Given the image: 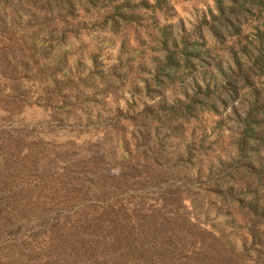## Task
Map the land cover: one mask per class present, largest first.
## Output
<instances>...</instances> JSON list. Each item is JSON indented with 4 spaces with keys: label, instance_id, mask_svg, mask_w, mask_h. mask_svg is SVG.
<instances>
[{
    "label": "rangeland",
    "instance_id": "obj_1",
    "mask_svg": "<svg viewBox=\"0 0 264 264\" xmlns=\"http://www.w3.org/2000/svg\"><path fill=\"white\" fill-rule=\"evenodd\" d=\"M241 2L0 0L1 239L81 220L113 264H264V8Z\"/></svg>",
    "mask_w": 264,
    "mask_h": 264
},
{
    "label": "trees",
    "instance_id": "obj_2",
    "mask_svg": "<svg viewBox=\"0 0 264 264\" xmlns=\"http://www.w3.org/2000/svg\"><path fill=\"white\" fill-rule=\"evenodd\" d=\"M250 6L255 10L264 8V0H242L239 5L240 10H242L238 13L239 19H244V13L250 10ZM224 27L225 30L234 29V23L230 20L229 23L225 22ZM191 49L194 51V46ZM253 54L250 67L257 65L259 61L261 64L264 56V45L255 48ZM257 67L259 68V65ZM236 69L241 71L238 63H236ZM238 75L243 81L247 78L245 71H241ZM34 196L36 197V195ZM34 196L22 194L19 195L15 203L10 202L9 204L11 209L15 211L13 216L15 220L12 223L16 225L17 231L24 225L26 214L38 213V210L29 212V209L33 207ZM18 213H22L23 217ZM57 222L59 220L54 219L50 224L42 223L35 229L29 227L31 230L29 231L27 228L26 234H23L24 230H21L17 238L7 242L1 239L3 226L0 225V264H76V262L77 264H113L114 260L110 256L111 253L99 258L95 252L91 251L96 232L89 222L87 224H83L81 220L70 222V224L64 222L57 224ZM91 257L93 259H88ZM127 263L126 259H120L116 262V264Z\"/></svg>",
    "mask_w": 264,
    "mask_h": 264
}]
</instances>
